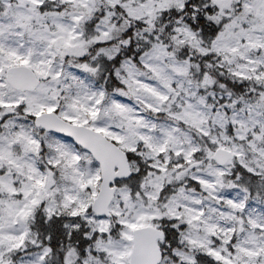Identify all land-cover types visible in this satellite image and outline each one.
Returning a JSON list of instances; mask_svg holds the SVG:
<instances>
[{"label": "snow or ice", "instance_id": "6c2138e0", "mask_svg": "<svg viewBox=\"0 0 264 264\" xmlns=\"http://www.w3.org/2000/svg\"><path fill=\"white\" fill-rule=\"evenodd\" d=\"M0 264H264V0H0Z\"/></svg>", "mask_w": 264, "mask_h": 264}]
</instances>
